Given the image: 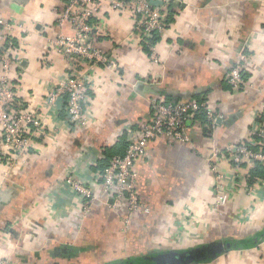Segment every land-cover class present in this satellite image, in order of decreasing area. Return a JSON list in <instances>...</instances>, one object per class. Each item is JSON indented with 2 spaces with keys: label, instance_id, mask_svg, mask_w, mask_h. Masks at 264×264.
<instances>
[{
  "label": "crops",
  "instance_id": "obj_1",
  "mask_svg": "<svg viewBox=\"0 0 264 264\" xmlns=\"http://www.w3.org/2000/svg\"><path fill=\"white\" fill-rule=\"evenodd\" d=\"M63 6L64 0H0V19L14 24L8 33L0 29V43L11 39L9 77L17 108L37 112L45 130L27 156L9 166L0 163V260L127 264L160 253L136 254L122 238L143 230L201 241L191 248L214 242L232 246L199 264H262L260 243L233 248L247 238L258 242L264 233V186L255 182L262 178L250 176L252 167L220 162L218 173L231 197L215 209L211 155L215 148L246 140L264 119V0H172L173 21L155 45L156 62L144 53L131 17L104 4L96 19L106 36L96 47L115 67L90 71L87 124L78 131L68 126L61 104L55 111L46 104L48 92L74 66L50 46L57 33L73 35L69 24L58 22ZM240 54L246 56V84L235 91L226 73ZM201 93L223 116L212 133L204 135L195 123L190 143L170 145L158 138L136 162L138 193L149 212L134 217L129 231L121 215L102 202L85 215L84 201L65 179L89 185L100 197L97 165L104 148L127 141L128 130L150 120V99L164 94L186 101ZM247 183L255 185L253 194L246 193ZM99 246L104 254L96 253Z\"/></svg>",
  "mask_w": 264,
  "mask_h": 264
},
{
  "label": "built area",
  "instance_id": "obj_2",
  "mask_svg": "<svg viewBox=\"0 0 264 264\" xmlns=\"http://www.w3.org/2000/svg\"><path fill=\"white\" fill-rule=\"evenodd\" d=\"M171 2L172 0H64L58 22L60 25L69 24L73 35L57 33L50 46L72 61L74 66L67 78L48 92L47 108L55 111L57 105L61 104L72 131L86 127L84 109L89 96L87 82L90 71L96 67H115L114 60L96 47V41L106 36L101 21L96 19L104 4L131 17L133 32L143 46L154 34L160 37L164 34ZM13 26V23L0 19V29L6 33ZM10 42L11 39L7 37L5 43H0V163L8 166L27 156L36 146V139L45 136L42 117L37 112L17 108L16 91L9 77ZM148 56L157 61L155 45L149 47ZM245 61L246 56L240 54L226 73V82L232 90H241L246 84L242 74ZM149 106L150 120L141 124L135 132L128 130L130 136L123 155L113 156L101 172L100 197L89 185L71 177L65 179L66 185L84 201L81 209L85 215L102 202L111 211L121 215L124 229H129L134 217L149 212L138 193V174L135 169L136 162L146 156L149 143L158 138L170 145L190 143L189 128L195 124L194 117L200 112L205 113L212 129L223 119L221 114L210 107L207 99L201 102L196 99L168 100L164 94H158L150 99ZM211 160V169L216 175L213 206L218 209L228 204L231 197V192L224 184V175L218 173L220 162L224 161L236 169L253 167L256 163L264 168V121L254 125L246 140L227 144L222 149H213ZM255 182L264 186V179H256ZM254 186L253 183L245 184L246 193L253 194ZM258 248L264 264V241ZM0 264L14 263L0 260Z\"/></svg>",
  "mask_w": 264,
  "mask_h": 264
},
{
  "label": "trees",
  "instance_id": "obj_3",
  "mask_svg": "<svg viewBox=\"0 0 264 264\" xmlns=\"http://www.w3.org/2000/svg\"><path fill=\"white\" fill-rule=\"evenodd\" d=\"M173 14L168 11V16L166 18V28L169 27V25L172 23L173 21V18H172ZM161 37L160 35L158 34H154L152 36V38H150L148 41H147V44L146 45H143L142 46V49L144 50V53L146 55H149V47L150 46H154L156 45L159 41H160ZM242 74H243V77L246 79V73H244V71H242ZM206 94L207 93H201L199 94L198 96L195 97L196 100H198L199 102L201 101H204L206 99ZM166 98H170L168 100H177L176 98L174 97H171V96H166ZM264 119H260L259 122H263ZM194 123H198L200 125V128L202 129L203 131V134L204 135H210L212 133V127L210 126V122L207 120L206 118V115L204 112H200L199 114H197L195 117H194ZM193 125V124H192ZM254 139H256V137H254ZM125 140V139H124ZM123 139L119 140L118 142H116V144L113 146V147H107V148H104V151H103V158L99 161V164L97 165L99 170L103 171V169L108 165V162L109 160L115 156V155H123L124 153V150L127 146V142L124 141ZM255 148V147H254ZM250 176L252 177H258V176H261L260 178L264 179V168L259 165L258 163H256L252 169L250 170L249 172ZM251 180V179H249ZM255 180V179H254ZM261 238H259L260 240L258 242L255 241L254 238H247L243 241H235L236 244L235 246L233 247L234 249H241V248H248V247H252L254 245H256L257 243H261L262 241H264V233L260 236ZM234 242V243H235ZM153 256V255H152ZM143 258L144 257H137V258H134L133 260H130V261H143Z\"/></svg>",
  "mask_w": 264,
  "mask_h": 264
},
{
  "label": "rangeland",
  "instance_id": "obj_4",
  "mask_svg": "<svg viewBox=\"0 0 264 264\" xmlns=\"http://www.w3.org/2000/svg\"><path fill=\"white\" fill-rule=\"evenodd\" d=\"M131 226L128 231L131 230ZM173 235V234H172ZM167 233H159V236L156 237V234L148 233L147 231H139V232H127L122 234V238L131 244V249L134 253L143 255L148 253L151 250L159 251L160 253L176 250L183 251L191 248L190 244L195 243L196 246L201 244V241L193 240L190 242H185L182 240V237H177L176 234L172 236ZM124 242V241H123ZM96 250V253L104 254V250L102 248ZM124 253V252H123Z\"/></svg>",
  "mask_w": 264,
  "mask_h": 264
},
{
  "label": "water",
  "instance_id": "obj_5",
  "mask_svg": "<svg viewBox=\"0 0 264 264\" xmlns=\"http://www.w3.org/2000/svg\"><path fill=\"white\" fill-rule=\"evenodd\" d=\"M231 247L230 243L214 242L183 251L170 250L146 256L141 262L133 261L127 264H199L214 259Z\"/></svg>",
  "mask_w": 264,
  "mask_h": 264
}]
</instances>
